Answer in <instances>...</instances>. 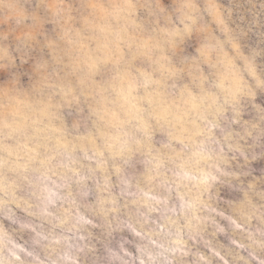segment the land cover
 Returning <instances> with one entry per match:
<instances>
[{
    "label": "clouds",
    "instance_id": "9594fccd",
    "mask_svg": "<svg viewBox=\"0 0 264 264\" xmlns=\"http://www.w3.org/2000/svg\"><path fill=\"white\" fill-rule=\"evenodd\" d=\"M0 264H264V0H0Z\"/></svg>",
    "mask_w": 264,
    "mask_h": 264
}]
</instances>
